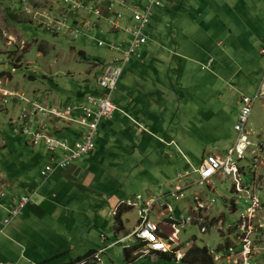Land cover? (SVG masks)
Masks as SVG:
<instances>
[{"label": "rangeland", "instance_id": "obj_1", "mask_svg": "<svg viewBox=\"0 0 264 264\" xmlns=\"http://www.w3.org/2000/svg\"><path fill=\"white\" fill-rule=\"evenodd\" d=\"M90 1L89 7L104 15L111 13L112 4L114 12L129 10V16L134 8L145 12L151 4L150 0H126L133 1L128 9L117 5L122 0ZM162 1L161 7L151 6L152 23L145 30L148 43L138 50L143 58L124 62L121 54L100 47L99 42L133 38L108 27L104 20L99 26L89 9H80L77 18L64 0H0V89L32 101L28 110L35 105L40 112L49 110L52 114L45 118L52 123L47 128L52 137L78 139L83 128L77 116L75 125H69L53 120V111L61 109L63 116L66 105L86 103L91 95H110L101 84L112 67L123 69L112 94L117 111L101 124L97 151L48 180L42 176L49 157L45 140L35 146L30 136L16 135L11 121L20 116L22 104L11 100L6 105L0 95V186L8 197L4 201L8 204L0 207L5 211V216L0 213V231L13 199L31 197L23 214L0 233L1 264L7 263L1 258L67 264L79 257L91 258V264H183L173 255H142L144 246L133 240L119 241L138 227L139 195L154 203L150 220L165 236L170 235L173 219H191L185 226L176 223L172 247L181 255L192 247L206 248L217 256L232 248L221 262L242 264L238 244L245 236L253 252L248 264H264V188L256 190L253 184L251 158L247 155L242 162L233 158L242 186L250 194L253 186L262 206L243 236L238 224L251 205L245 194L234 192L231 179L216 177L202 186L196 173L207 155L216 151L227 155L236 137L232 127L238 122L242 97L254 98L264 83L260 55L264 0ZM57 14L68 19L66 24L80 36L78 40L55 30L52 16ZM5 108L14 112L12 120ZM147 113L159 117L157 130L145 119ZM263 121L261 102H257L250 126L262 144ZM260 161L264 166V154ZM187 172L183 197H176L177 178ZM40 196L46 197V205L41 206ZM128 201L137 205H120ZM115 208L116 215H111ZM254 246L258 249L252 250ZM125 250L131 251V261H126ZM92 251L100 253V261Z\"/></svg>", "mask_w": 264, "mask_h": 264}, {"label": "built area", "instance_id": "obj_2", "mask_svg": "<svg viewBox=\"0 0 264 264\" xmlns=\"http://www.w3.org/2000/svg\"><path fill=\"white\" fill-rule=\"evenodd\" d=\"M64 1L71 4L69 10L71 12L73 11L72 13L75 17H80V9H89L92 14L97 16L99 21L106 20L108 26L113 27L115 30H121L123 32L125 31L126 35H129L133 38L129 41L119 40L110 43V45L104 41L99 42L100 47L110 46L112 51L121 54L124 58V62L130 61L133 58H143L142 54H140L138 50L142 46H146L148 43V36L145 34V30L151 20V6H163L162 0H150L151 4L145 12H142L139 7L134 8L131 15L129 16L131 17V20L128 21L126 17L123 19V15H125V13L123 14L117 10V12H114L113 8L116 6L114 4H112L110 7L111 13H109L108 16H104L102 11H100L98 8L94 9L89 7L91 2L90 0H81V2H75L74 0ZM125 4L126 1H123L119 2L117 5L125 6ZM52 17V19L55 21V25L52 22L51 23L54 25L57 32L66 31L75 40L80 38V36L75 31L68 28L66 24L68 19L66 17H62V14H57L55 17ZM61 17L62 19L59 20ZM123 23L125 26H123ZM87 24L89 23H85V25ZM127 43L128 46H126ZM260 55L264 57V49L261 50ZM122 71L123 69L121 68L112 67L109 75L102 82L101 86L110 91V95L99 97H94L91 95L89 96L90 98L86 103L75 106L66 105L62 113L63 116H61V113H59L61 109H59V111H53V120L58 118L59 121H65L69 125H75L73 117L77 116L78 124L83 128V131L80 133L79 138L75 141H70L69 139L62 140L58 139L53 134V137L50 135V133L47 131V128H50L52 123H48L49 117L45 118L46 115L52 114L49 110L43 109L40 112L38 111V105H35V107L28 110L27 107L32 104V101L27 102L23 97L20 96V93L15 94L12 91L10 92L9 90L0 89V92L3 90V92L0 94L3 98L4 104H9L11 100L23 101V107L21 108L20 116L15 122L12 121V124L15 128V134L30 136L35 146H38L42 140H45V143L49 149V157L48 161L46 160L44 169L42 170V176L47 180L55 173L65 171L76 161L83 159L97 150V136L99 134L101 124L104 120L112 119L117 111V106L112 99V94L118 87ZM262 99H264V86H262V88L256 93L253 99L245 96L242 97V109L238 116V122L233 129L236 135L235 145L228 151L225 157L207 155L203 165L199 168V170L196 171L198 175V182L202 186L216 177L223 179L225 178L227 180L231 179L234 192L236 194H245L251 205L247 208V217L243 220L240 219L238 224V228H240L239 230L243 233V235L248 228L250 220L254 218L255 213L262 206L259 204V200L253 195L254 187L252 186V194H250V190L248 191V189H245L242 186L239 179L240 169L239 166L233 162V158H236L238 162H242L245 161V156L248 155L251 158V169L249 171L253 172V175H256L257 170L262 166L260 157L264 154V144L259 143L256 140L255 137L257 132L250 126V119L253 113L254 105L256 102ZM254 147L255 149L250 151V149ZM258 152H261V154H258ZM188 178L189 172L185 174H179V177L177 178L179 185L174 187V193L171 191L174 196L178 197L179 194V198L183 197L182 192L184 188L187 187V184H185L184 181H186ZM262 180H264V176L262 177ZM180 184H185L186 186H180ZM7 198L8 197L6 196L5 187L0 186V207H3V203ZM13 200L14 203L10 204L7 208L8 214L3 221L4 228L0 231V233H3V231L10 226L15 218L23 214L25 207L31 202V197H21L17 207L15 205L17 200ZM136 200L140 209V222L138 227L119 241L124 242L125 240H133V243L138 242L139 244H142L144 246V253L142 255L170 254L173 255L176 261L180 259L182 261L185 256L181 255L180 251H176L177 248L172 247V243L175 242L177 236L176 223L177 226H185L191 223V219L188 218L185 220L183 218L181 222H178L171 218L173 219L174 223L170 225V235L165 236L163 230L159 229L156 224H154L155 222L150 220L149 213L154 203L149 202V199L143 201V198L140 195L137 196ZM137 203L128 201L126 203L121 202L120 205L126 204L127 206L134 207L137 205ZM198 207L201 209L200 205H198ZM115 209L116 210H113L111 215H116L117 208ZM169 212H171V209H169ZM203 233H205V231H203ZM246 233L248 235V232ZM239 244L241 247L239 251L241 254H239V257L240 259H243L242 264H248L249 259H247V257H250L251 255L249 241L244 236L240 239ZM231 250L232 248H228L225 250V252H223V255L218 253L219 256H217L215 253H209L211 258H213V261L215 259L217 263H220L221 259L229 256V251ZM94 254L96 257L95 259L100 261V253L96 252ZM89 259L91 258H86L74 264H87ZM240 263L241 261L231 262V264Z\"/></svg>", "mask_w": 264, "mask_h": 264}, {"label": "crops", "instance_id": "obj_3", "mask_svg": "<svg viewBox=\"0 0 264 264\" xmlns=\"http://www.w3.org/2000/svg\"><path fill=\"white\" fill-rule=\"evenodd\" d=\"M123 1H126V0H122V2ZM131 2H133V1H131ZM131 2H127L126 1V4H125V6H127V8L128 9H131L132 7H131ZM102 3H106L105 1H102ZM124 6V7H125ZM127 10V9H126ZM129 11V10H128ZM128 11H126L125 12V17H126V19L129 21V20H131V17H129V15H128ZM55 12H57V10H55ZM104 16H108V14H105ZM102 21H100V23H99V26H103V24L101 23ZM104 22L105 23H107V21L106 20H104ZM108 26V25H107ZM109 27V26H108ZM109 31V30H108ZM116 33H119V32H116ZM124 35V34H123ZM115 39H113L112 40V42L111 43H113V41H114ZM127 40V39H126ZM109 45H110V43H108ZM107 48H109V50H111V48H110V46H106ZM7 86H8V83H7ZM262 86H264V83H261V85H260V87L257 89V91H256V93L262 88ZM1 95V94H0ZM256 95V94H255ZM2 97V96H1ZM255 97V96H254ZM253 99V98H252ZM258 102H261V110L264 112V99H262V100H260V101H258ZM257 103V102H256ZM256 105V104H255ZM255 105H254V108H255ZM6 109V113L9 115V118H11L10 120H12L13 119V117H12V115H13V113L14 112H12L11 110H9L8 108H5ZM17 111V110H16ZM16 113V112H15ZM253 113H254V109H253ZM252 113V114H253ZM147 116L145 117V119L147 120V122L149 123V122H151L152 123V126L154 127V129H156L157 127H158V125L160 124V120H159V117L157 116V115H153V116H151L150 114H149V116H148V113L146 114ZM150 123V124H151ZM258 129V128H257ZM157 130V129H156ZM160 130L162 131V130H165V126H162L161 128H160ZM159 130V131H160ZM232 131H233V127H232ZM259 131L262 133V134H264V121L261 123V128H259ZM158 139H160V138H158ZM235 140H234V144H232L233 146L235 145ZM231 145V146H232ZM232 146V147H233ZM232 147H228L227 148V151L230 149V148H232ZM211 155H213V156H216V157H223L219 152H215L214 154H209V156H211ZM262 168H263V172H262ZM58 173V172H57ZM57 173H55L54 175H56ZM263 173H264V166H262L259 170H258V172L256 173V175H253V184H254V186H255V188H256V190L258 189V190H263V188H264V182L261 180V178H262V176H263ZM54 175H52V176H54ZM208 186H210V185H208ZM12 187H14V183H13V185H12ZM17 197V196H16ZM36 197H37V195H36ZM54 197H55V195H54ZM40 198L41 199H43L44 201L41 203V206H44V205H46V203H47V200H46V197H43V196H40ZM12 200H10V202H11ZM14 201V200H13ZM18 202H19V199L17 200ZM17 201L15 202V204L17 203ZM40 201V200H39ZM36 203L38 204L39 202H38V200H36ZM8 203H4V205H7ZM11 204H13L12 202H11ZM114 210H116V209H114ZM113 212V211H112ZM0 213L2 214V216H5V211L3 210V209H0ZM254 227H256V226H254ZM122 228H124V227H122ZM134 231V230H133ZM132 231V232H133ZM127 236V235H126ZM126 236H124V237H126ZM124 237H122V238H124ZM121 238V239H122ZM255 241H256V239L254 240V243H255ZM254 249H258V248H255V246L252 248V250H254ZM262 250V248H260L259 249V251H261ZM253 253V252H252ZM251 253V254H252ZM252 257V256H251ZM250 257V258H251ZM3 261H6L7 263L6 264H21V263H25V264H37V262H35L34 260H33V258H1ZM88 264H91V263H93V261L92 262H87ZM97 264H101L102 263V261H101V263H98V262H96ZM1 264V263H0ZM68 264V263H67ZM95 264V263H94ZM260 264H263L262 262L260 263Z\"/></svg>", "mask_w": 264, "mask_h": 264}, {"label": "trees", "instance_id": "obj_4", "mask_svg": "<svg viewBox=\"0 0 264 264\" xmlns=\"http://www.w3.org/2000/svg\"><path fill=\"white\" fill-rule=\"evenodd\" d=\"M151 23L152 22H150L147 27H149L151 25ZM126 46H128V43L126 44ZM162 94H164V93L162 92ZM12 101H15L16 104H19V103L22 104L21 107H20V111H21V108L23 107V101H21V100L20 101L19 100H12ZM11 124H12V121H11ZM233 133H234V130H233ZM96 151L97 150H95V152ZM121 229H123V228H121ZM94 253H95L94 251L90 252V254H94ZM164 256L171 257L170 254H164ZM86 257H89V256L87 255ZM130 257H131V251L130 250H125V259H126V261H131ZM84 258L83 257L82 258L79 257L76 260H73V261H71L68 264H74L76 262H79V261L83 260ZM182 263L183 264H214L213 263V259L210 256L209 250H207L206 248H198V247H192L190 250H188V252L186 253L184 259L182 260Z\"/></svg>", "mask_w": 264, "mask_h": 264}, {"label": "bare ground", "instance_id": "obj_5", "mask_svg": "<svg viewBox=\"0 0 264 264\" xmlns=\"http://www.w3.org/2000/svg\"><path fill=\"white\" fill-rule=\"evenodd\" d=\"M242 236H243V233H242ZM238 246H240V244H238Z\"/></svg>", "mask_w": 264, "mask_h": 264}]
</instances>
